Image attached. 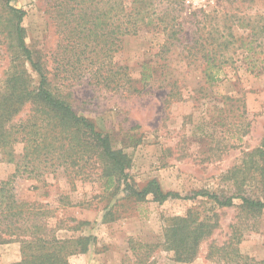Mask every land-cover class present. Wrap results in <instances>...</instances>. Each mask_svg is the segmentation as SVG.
Masks as SVG:
<instances>
[{"label": "rangeland", "instance_id": "rangeland-1", "mask_svg": "<svg viewBox=\"0 0 264 264\" xmlns=\"http://www.w3.org/2000/svg\"><path fill=\"white\" fill-rule=\"evenodd\" d=\"M159 1L162 8L169 5ZM1 4L0 90L18 69L11 18ZM11 6L26 12V44L47 62L54 92L129 155L127 173L137 189L152 180L164 192L183 197L232 189L228 173L264 146V0H183L179 23L187 33L183 44L193 46L191 54L182 53L183 48L160 53L164 35L148 30L123 38L115 54L103 29L90 24L81 34L74 32L77 21L62 12L64 0H15ZM209 60L220 68V82L214 85L205 83L201 66ZM144 63L156 71L155 82L141 94L131 93V85L143 87ZM166 78L178 81L177 87H168ZM117 80L123 89H115ZM28 114L25 109L20 118ZM15 153L18 162L22 146ZM16 168L0 155V181L12 178ZM53 170L42 167L43 176L31 179L17 175L15 193L21 201L47 207L50 223L59 226V239L95 238L89 252L72 257L69 264H221L208 253L211 246L226 243L264 261V210L248 214L238 200L231 208L205 200L160 204L152 197L137 203L123 193L106 192L97 171L76 176L65 168ZM259 172L253 184L262 189L264 175ZM87 174L92 175L89 180ZM190 209L211 217L218 227L193 261L177 262L164 249L165 228ZM21 259L20 243L0 245V264Z\"/></svg>", "mask_w": 264, "mask_h": 264}, {"label": "trees", "instance_id": "trees-1", "mask_svg": "<svg viewBox=\"0 0 264 264\" xmlns=\"http://www.w3.org/2000/svg\"><path fill=\"white\" fill-rule=\"evenodd\" d=\"M13 1L2 0L1 4L11 18L18 69L5 80L0 90V155L17 168L12 178L0 181V245L21 244L22 259L15 264H69L72 257L87 254L95 242L93 236L59 239L56 235L59 226L50 223L47 207H36V204L17 198L14 187L17 175H27L26 179L42 177V167L55 169L53 172L65 168L74 171L76 176L85 175V171H97L104 180L106 192L123 193L125 198L137 203L152 197L160 204L180 199L205 200L219 208H231L238 200L241 210L248 214L258 215L264 210V181L262 189L253 184L256 172L264 175V146L247 154L242 166L228 173L232 189L195 192L183 197L177 192H164L156 180L137 189L130 183L127 173L132 167L129 155L114 148L109 134L102 132L93 121L77 115L54 92L47 62L37 57L26 44L23 27L26 12L11 6ZM160 3L159 0H64V9H61L66 17L76 19L74 32L79 29L81 34L90 24L103 29L104 41H111V51L115 54L120 52L123 38L139 36L145 30L164 35L160 53L183 48L182 53L191 54L193 46L183 44L187 33L179 23L183 0H168L166 8ZM67 21L71 22V18ZM201 66L206 72V84L220 82L216 75L220 71L217 64L209 60ZM155 72L149 63H144L139 81L143 87L131 85L129 91L141 94L150 88L155 82ZM165 81L168 87H177L178 81L172 78ZM122 86L117 80L115 89H123ZM25 109L29 111L28 116L20 118ZM18 145L22 146L23 154L17 162L15 149ZM237 173H241L240 179ZM91 176L87 174L85 180ZM110 215L111 212L106 214ZM217 227L218 223L211 217L190 209L185 217L173 218L166 226L164 249L172 252L177 262H191L197 257L202 242L211 237ZM148 248L145 259L152 249ZM208 256L218 258L221 264H264V261L241 254L233 243L211 246ZM139 264H145V260H140Z\"/></svg>", "mask_w": 264, "mask_h": 264}]
</instances>
